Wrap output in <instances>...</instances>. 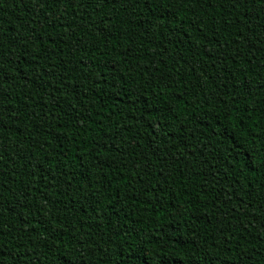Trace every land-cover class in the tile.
I'll use <instances>...</instances> for the list:
<instances>
[{
	"label": "trees",
	"instance_id": "16d2710c",
	"mask_svg": "<svg viewBox=\"0 0 264 264\" xmlns=\"http://www.w3.org/2000/svg\"><path fill=\"white\" fill-rule=\"evenodd\" d=\"M0 264H264V0H0Z\"/></svg>",
	"mask_w": 264,
	"mask_h": 264
}]
</instances>
